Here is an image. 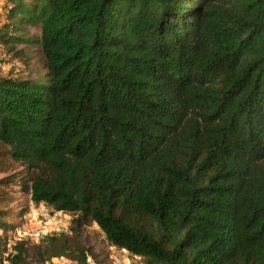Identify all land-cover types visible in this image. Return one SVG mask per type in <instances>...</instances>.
<instances>
[{"label":"trees","instance_id":"1","mask_svg":"<svg viewBox=\"0 0 264 264\" xmlns=\"http://www.w3.org/2000/svg\"><path fill=\"white\" fill-rule=\"evenodd\" d=\"M0 44L41 57L0 75V254L14 186L74 216L8 264L86 263L88 223L137 264H264V0H2Z\"/></svg>","mask_w":264,"mask_h":264},{"label":"rangeland","instance_id":"2","mask_svg":"<svg viewBox=\"0 0 264 264\" xmlns=\"http://www.w3.org/2000/svg\"><path fill=\"white\" fill-rule=\"evenodd\" d=\"M29 32H35V29L33 27H29ZM17 49H20V47L18 46ZM22 49V56H16L14 51L9 50L6 46L0 44V75L17 78H24L28 75L35 76V69H38L41 66L40 46L37 45L28 47L27 49ZM14 189L15 200L11 204L14 213L8 219L11 223V227L7 232V245L10 246L18 241V235L14 231L15 227H21L24 224L27 226H30L31 224L33 225V222L29 216L30 207L32 205V202L29 199V194L26 192H21L17 186H14ZM46 211L51 212L52 209L46 206ZM73 219L74 216L72 214L65 218L61 217L62 223L68 227V230L73 225ZM26 239H29L31 242L35 240L31 238ZM81 240L82 243L90 246L96 253V256L94 257L95 261H99V263L108 262L107 256L110 251L108 246L104 244L99 229L94 223H88L83 227ZM9 247L6 246V250L9 249ZM132 262L133 264H137L139 260L133 259Z\"/></svg>","mask_w":264,"mask_h":264},{"label":"built area","instance_id":"3","mask_svg":"<svg viewBox=\"0 0 264 264\" xmlns=\"http://www.w3.org/2000/svg\"><path fill=\"white\" fill-rule=\"evenodd\" d=\"M48 207V206H47ZM70 214L62 211L52 210L51 212L46 211V205L44 203L34 204L30 207L29 216L33 222V225L27 226L24 224L21 227H15L14 231L18 235L17 239L23 238L39 239L48 235L66 233L68 227L62 223L61 217H68ZM22 232V234H21ZM9 247L10 245H6ZM109 254L107 256V263H99L94 258L88 257L84 264H133L132 260H139V257L130 255L124 248H116L108 245ZM7 249L0 254V264H8L7 262ZM48 264H79L73 262L65 257H58L53 259Z\"/></svg>","mask_w":264,"mask_h":264}]
</instances>
